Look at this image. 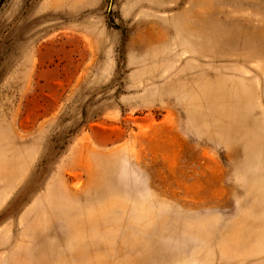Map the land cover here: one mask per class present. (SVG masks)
<instances>
[{"label": "rangeland", "instance_id": "obj_1", "mask_svg": "<svg viewBox=\"0 0 264 264\" xmlns=\"http://www.w3.org/2000/svg\"><path fill=\"white\" fill-rule=\"evenodd\" d=\"M0 264H264V0H0Z\"/></svg>", "mask_w": 264, "mask_h": 264}]
</instances>
